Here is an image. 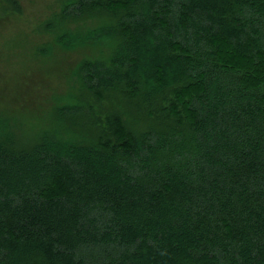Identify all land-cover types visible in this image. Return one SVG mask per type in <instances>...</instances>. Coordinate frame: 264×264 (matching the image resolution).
<instances>
[{"label": "trees", "instance_id": "16d2710c", "mask_svg": "<svg viewBox=\"0 0 264 264\" xmlns=\"http://www.w3.org/2000/svg\"><path fill=\"white\" fill-rule=\"evenodd\" d=\"M58 2L37 53L83 55L0 114V264H264V0Z\"/></svg>", "mask_w": 264, "mask_h": 264}, {"label": "rangeland", "instance_id": "374dc122", "mask_svg": "<svg viewBox=\"0 0 264 264\" xmlns=\"http://www.w3.org/2000/svg\"><path fill=\"white\" fill-rule=\"evenodd\" d=\"M12 1L19 9L0 0V114L13 116L20 131L33 112L42 114L53 97L64 92L71 67L83 54L58 46L49 54L37 53L38 46L51 39L42 23L57 10L58 0ZM15 115L25 119L21 127Z\"/></svg>", "mask_w": 264, "mask_h": 264}]
</instances>
